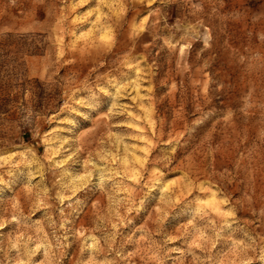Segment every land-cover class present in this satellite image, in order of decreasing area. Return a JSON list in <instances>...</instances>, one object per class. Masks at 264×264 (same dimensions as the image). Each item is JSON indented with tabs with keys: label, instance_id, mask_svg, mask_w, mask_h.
Segmentation results:
<instances>
[{
	"label": "rangeland",
	"instance_id": "1",
	"mask_svg": "<svg viewBox=\"0 0 264 264\" xmlns=\"http://www.w3.org/2000/svg\"><path fill=\"white\" fill-rule=\"evenodd\" d=\"M0 264H264V0H0Z\"/></svg>",
	"mask_w": 264,
	"mask_h": 264
}]
</instances>
